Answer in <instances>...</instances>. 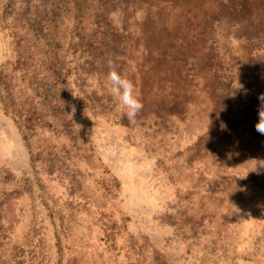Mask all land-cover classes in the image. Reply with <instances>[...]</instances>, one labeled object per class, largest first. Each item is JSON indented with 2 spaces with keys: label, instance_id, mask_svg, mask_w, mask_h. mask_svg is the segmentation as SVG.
Instances as JSON below:
<instances>
[{
  "label": "rangeland",
  "instance_id": "obj_1",
  "mask_svg": "<svg viewBox=\"0 0 264 264\" xmlns=\"http://www.w3.org/2000/svg\"><path fill=\"white\" fill-rule=\"evenodd\" d=\"M260 94L264 0H0V264H264Z\"/></svg>",
  "mask_w": 264,
  "mask_h": 264
},
{
  "label": "clouds",
  "instance_id": "obj_2",
  "mask_svg": "<svg viewBox=\"0 0 264 264\" xmlns=\"http://www.w3.org/2000/svg\"><path fill=\"white\" fill-rule=\"evenodd\" d=\"M111 19L119 26L117 13H112ZM109 68L108 79L111 82L110 94L119 101L125 110L124 115H126L128 121L135 123L137 115L143 108L142 102L135 93V85L130 79L122 76L112 62L109 63ZM258 99L260 101L259 118L255 128L259 134L264 135V94H260Z\"/></svg>",
  "mask_w": 264,
  "mask_h": 264
}]
</instances>
